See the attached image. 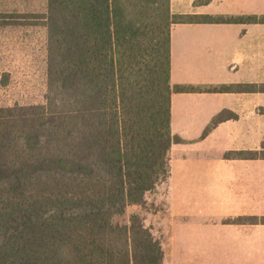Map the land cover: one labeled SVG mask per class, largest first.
<instances>
[{
	"label": "trees",
	"instance_id": "trees-1",
	"mask_svg": "<svg viewBox=\"0 0 264 264\" xmlns=\"http://www.w3.org/2000/svg\"><path fill=\"white\" fill-rule=\"evenodd\" d=\"M41 18L44 102L0 106V264H162L140 216L112 217L169 177L170 146L182 142L170 130L171 93L264 91V83L171 86L170 29L264 15L176 14L170 0H46ZM224 157H264V140ZM248 219L228 222L264 224Z\"/></svg>",
	"mask_w": 264,
	"mask_h": 264
},
{
	"label": "crops",
	"instance_id": "crops-1",
	"mask_svg": "<svg viewBox=\"0 0 264 264\" xmlns=\"http://www.w3.org/2000/svg\"><path fill=\"white\" fill-rule=\"evenodd\" d=\"M170 0L172 13L264 15V0ZM170 85L218 88L264 83V22L177 23L170 29ZM220 113H231L203 131ZM170 130L182 142L168 153L165 210L175 234L204 242V253L177 261L162 236V264H264V157L226 158L258 150L264 140V91L172 92ZM237 217L249 221L228 222ZM203 260V261H202Z\"/></svg>",
	"mask_w": 264,
	"mask_h": 264
},
{
	"label": "rangeland",
	"instance_id": "rangeland-1",
	"mask_svg": "<svg viewBox=\"0 0 264 264\" xmlns=\"http://www.w3.org/2000/svg\"><path fill=\"white\" fill-rule=\"evenodd\" d=\"M46 0H0V106L41 104L46 94V30L41 15ZM168 178L144 195L141 204H128L112 221L127 224L137 214L159 240L171 235L170 252L177 261L188 253H204V242L190 243L171 230L165 210ZM264 251V245H262ZM203 261V260H202Z\"/></svg>",
	"mask_w": 264,
	"mask_h": 264
}]
</instances>
